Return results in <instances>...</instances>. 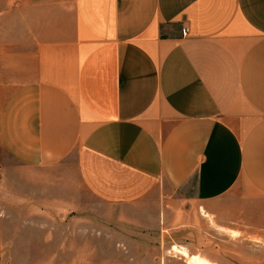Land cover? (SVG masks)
I'll use <instances>...</instances> for the list:
<instances>
[{"label":"crops","instance_id":"1","mask_svg":"<svg viewBox=\"0 0 264 264\" xmlns=\"http://www.w3.org/2000/svg\"><path fill=\"white\" fill-rule=\"evenodd\" d=\"M214 226L264 234V0H0V264H219Z\"/></svg>","mask_w":264,"mask_h":264},{"label":"rangeland","instance_id":"2","mask_svg":"<svg viewBox=\"0 0 264 264\" xmlns=\"http://www.w3.org/2000/svg\"><path fill=\"white\" fill-rule=\"evenodd\" d=\"M93 211H98L100 208L93 204ZM112 213H116L112 209H107ZM82 216L86 217H100L96 213H83ZM101 223V222H100ZM100 228H102L100 226ZM212 234L215 237L214 243L211 248L218 254L220 251L225 252V256L219 258V264H264V234L263 233H243L235 232V236L231 231H223L214 226ZM182 236V235H179ZM179 236L174 240H179ZM184 239V238H183ZM177 240V242H178ZM188 240V238H186ZM189 241V240H188ZM172 242V241H171ZM174 244V242H172ZM122 248V247H121ZM205 258V257H204ZM207 259V258H206ZM210 261L209 259H207ZM211 262V261H210ZM212 264H217L211 262Z\"/></svg>","mask_w":264,"mask_h":264},{"label":"bare ground","instance_id":"3","mask_svg":"<svg viewBox=\"0 0 264 264\" xmlns=\"http://www.w3.org/2000/svg\"><path fill=\"white\" fill-rule=\"evenodd\" d=\"M234 233L235 232H233V235L235 236L236 234ZM172 250L175 253L182 255L186 259L187 264H212L204 257H200L198 255H190L186 248L174 246Z\"/></svg>","mask_w":264,"mask_h":264}]
</instances>
